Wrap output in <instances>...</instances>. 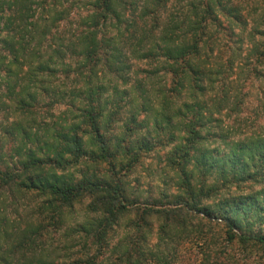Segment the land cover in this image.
Returning a JSON list of instances; mask_svg holds the SVG:
<instances>
[{
	"label": "trees",
	"instance_id": "1",
	"mask_svg": "<svg viewBox=\"0 0 264 264\" xmlns=\"http://www.w3.org/2000/svg\"><path fill=\"white\" fill-rule=\"evenodd\" d=\"M79 1L83 0H0V201L12 185L47 197L46 208L54 212L86 193L93 195L90 206L99 218L83 229L92 232L100 254L119 215L135 203L127 198L123 180L116 177L117 167L130 171L143 153L170 147L166 164L179 178L173 200L176 208L145 206L143 212H163L167 219L172 213L174 224L182 227L184 219L177 212L184 205L195 214L203 213L208 222L223 225L221 242L213 229L194 237L193 244L200 239L205 249L198 251L199 259L195 251H189L190 261L197 255L190 264H264V132L235 136L214 130L219 122L214 111L222 112L225 105L222 97L211 102L203 99L215 84L203 52L211 34L225 29L224 19L232 29L249 24L241 19L240 8L229 0H186L179 16L169 14L159 23L162 6L170 0L138 5L133 0H86L85 13L72 30H66L62 24L74 20L72 8ZM151 13L155 14L152 23L136 19ZM250 32L260 35L251 50L261 61L264 28L254 25ZM136 37L133 45L143 51L142 58L161 56L169 64L172 82L161 92L155 113L139 118L138 109L131 111L115 134L120 100L130 97L135 102L131 100L135 87L119 88L115 83L111 91L107 80L114 76L129 82L127 44L132 45ZM71 76L74 84H65V89L61 78ZM140 95L145 97V91ZM66 96L73 110L67 107L68 113L62 112L72 115L62 122L31 123L33 113L44 105L60 104ZM180 96L184 98L177 105ZM120 155L128 160L116 161ZM87 159L108 162L107 173L99 176L71 169ZM248 182L259 186H247L252 188L247 192ZM231 184L240 189L239 194L219 198L214 207L203 205L204 199ZM6 219L0 216V264H33L12 261L15 251L28 242L24 232L21 240L8 247L2 243ZM168 226L164 221L161 232L166 233ZM233 246L243 255L233 253ZM174 256L182 258L177 251L156 256L158 262L151 264H172ZM94 258L89 257L87 264H96ZM147 262L135 242L126 245L122 264Z\"/></svg>",
	"mask_w": 264,
	"mask_h": 264
},
{
	"label": "rangeland",
	"instance_id": "2",
	"mask_svg": "<svg viewBox=\"0 0 264 264\" xmlns=\"http://www.w3.org/2000/svg\"><path fill=\"white\" fill-rule=\"evenodd\" d=\"M85 1H79L77 6L74 4L72 8L74 20L64 21L62 24L68 26H65L66 30H72L71 26H74L80 15L85 13ZM133 1H136L137 5L144 1L145 4L151 2V0ZM229 1L230 4H236V7L240 8L241 19L249 24L232 29L228 26V21L224 19L225 29L211 34L212 39L208 42L203 54H206L205 65L212 74L215 84L211 89L208 88L203 99L211 102L213 98L222 97V104L225 105L222 112L214 111V115L219 118L214 130L228 131L227 133H234L235 136H242L253 132H264V56L263 58L260 56L262 59L259 61V56L251 50L254 38L257 41L261 39L257 33L250 32L254 25H258L261 29L264 28V0ZM185 3L186 0L168 1L162 6L161 15H156L158 16L157 21L164 22L169 14L179 16L180 5ZM153 16L155 14L151 13L144 19L140 16L136 19L140 23H144V20L152 23ZM66 34L69 35V32ZM137 40L138 37L132 39V45L127 44L130 48L128 55L131 64V68L126 73L129 82L125 84L114 76L108 77L107 80L108 89L111 91L115 83L119 85V88L135 87L131 92L135 97L131 100H136L135 102H131L130 97L120 100L121 113L118 122L114 124L115 134L119 133L120 125L131 111L138 109L139 118L155 113L160 107L158 101L161 92L169 88L172 82L169 64L165 63L161 56L151 59L142 58L143 51L133 45ZM72 76L69 80L61 78L64 82L63 87L65 84L68 86L74 84ZM136 83L141 85L140 90ZM143 90L145 97L140 95ZM183 98L178 97L176 104L179 105ZM71 105L69 96L52 108L44 105L31 115V123L37 126L45 120L62 122L64 117L72 115L70 113L66 116L62 112L68 113V110L65 111L67 107L73 110ZM169 148L157 147L148 153H143L140 161L136 162L130 171L120 169V166L117 167L120 173H117L116 177L123 180L127 198L135 203L119 215L118 222L107 235L106 247L100 254L97 253V245L92 232L87 233L83 229L84 225L99 218L98 212L93 211L90 206L94 199L93 195L86 193L71 205L61 206L59 212H54L46 208L47 197L33 191L23 192L15 185L7 187L0 201V216L7 218L3 223V230L7 233H1V241L8 247L9 244L21 240L25 232L23 238L28 242L21 251H15L12 261L22 262L24 260L33 264H87V259L95 256L96 264H122L125 259V248L129 242H135L140 251L148 257L147 264L158 262L156 256H170L177 251L181 252L182 258L177 260L174 256L172 264H188L190 261L188 252L191 250L195 251L198 256L194 255L190 263L196 256L198 259L201 258L198 251L201 252L205 248L199 245L202 243L200 239L198 244H193L194 237L198 236L199 232L213 229V234L220 237L217 241L221 242L224 236L223 225L208 222L203 213L195 214L194 210L184 205H181L184 208L177 212L184 219L182 227L174 224L172 213L167 214L169 218L167 219L163 212H143L145 206L176 208L173 200L174 194L178 192L179 178L177 172L166 164ZM119 159L128 160L123 155H120L116 161ZM108 167V162L93 163L87 159L71 169L78 170V173L81 171L96 172L102 176L107 173ZM247 186L255 188L259 184L248 182L244 188L249 192L252 188ZM239 192L240 189L235 184L222 187L219 194L204 199L203 205L214 207L219 198L237 195ZM55 205H58L57 201ZM164 221L169 222L166 233L160 230ZM256 228L259 226L257 225ZM7 247H4L2 252H5ZM231 250L240 255L244 253L236 246H233ZM151 254L154 255L152 259Z\"/></svg>",
	"mask_w": 264,
	"mask_h": 264
}]
</instances>
